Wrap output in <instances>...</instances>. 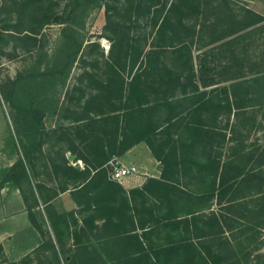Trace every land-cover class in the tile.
<instances>
[{
    "label": "trees",
    "instance_id": "obj_1",
    "mask_svg": "<svg viewBox=\"0 0 264 264\" xmlns=\"http://www.w3.org/2000/svg\"><path fill=\"white\" fill-rule=\"evenodd\" d=\"M95 8L105 9V36L112 42L111 49L107 57L100 52L103 61L97 57L90 62L93 73L85 70L82 78L88 77L87 85H76L73 89V93L79 92L83 98L80 108L69 109L71 112L67 113L73 125L61 133L59 128L52 131L67 146L60 162L53 163L54 171L69 177L78 190L83 183H86L84 188L94 183L99 175L112 179L109 169L112 159L123 156L137 144L146 143L165 166L171 164V155L183 152L176 166L197 168L211 180V187L199 188L194 192L200 196L185 199V204H181L176 200L178 195L165 185L160 187V194L166 199L160 204L147 208L145 200H141V206H135L136 213L146 212L157 217L152 218L147 235L150 248L147 260L152 264H211L226 259L227 264H253L251 253L243 256L245 261L234 251L213 254L200 241L207 251L203 254L198 241L189 234L191 224L195 231L200 230V217L205 210H211L213 218L205 220L203 225L217 226V242L220 234L226 229L238 228L240 220H246L247 216L252 217L255 224H264L261 222L264 220V149L245 152L243 145L228 150L226 144L238 139L232 132L228 134L229 122L222 127L218 121L224 112L232 115L233 111L249 106V101L256 102L262 98L261 93H250L252 85L247 80L233 83L231 89L220 86L208 89L220 83L214 78L201 85L196 79L199 69L195 67L192 45L187 41V33H183V29L191 27L188 24L191 15L204 17L205 22L213 23L215 28L223 26L218 38L264 27V15L247 7L236 11L231 0H0V57L6 54V47L12 42L14 50L34 52L48 25L62 27L63 41L53 60L41 57L31 69L0 83V100L2 97L13 110L18 139L13 136L14 146L22 153L12 166L0 172V192L6 184L20 188L31 214L29 199L35 192V159L37 154L43 155L49 133L44 119L56 114L59 104V97L48 95L47 90L51 83L57 85L70 76L83 52L81 30ZM211 13L217 17L207 19ZM143 24L151 29L148 34L151 41L147 35L141 38L137 33V28ZM89 45L91 49L100 47L96 41ZM169 52L173 54L171 60L167 59ZM235 58L236 63H240ZM236 67L239 69L241 63L228 68ZM241 74L238 72L232 80H239ZM258 80H262L264 90V78ZM247 83L250 85L246 86ZM87 87L91 89L89 94ZM242 87H246L245 91ZM254 95L258 98L250 99ZM225 150L229 152L226 160L223 159ZM68 152L76 156V162L85 163L83 170L71 164ZM168 175L167 170L162 172L164 179H169ZM68 188L63 186L64 190ZM215 196L216 209L211 204L203 205ZM248 196L255 199L252 209L243 206ZM114 209L111 202H98L96 195H92L83 211L90 226L98 213L111 214ZM225 214L236 218H225ZM73 215L74 212L58 215V221L63 225V221ZM53 225L62 249L60 253L54 243H48L53 264L105 262L102 257L98 258L96 244L80 242L76 231L71 234L75 237V248L65 251L61 238L63 229L55 221ZM195 231L192 234L196 238L205 236ZM128 238L138 252L144 251L138 234ZM3 251L0 244V256ZM109 260L112 261V257Z\"/></svg>",
    "mask_w": 264,
    "mask_h": 264
},
{
    "label": "rangeland",
    "instance_id": "obj_2",
    "mask_svg": "<svg viewBox=\"0 0 264 264\" xmlns=\"http://www.w3.org/2000/svg\"><path fill=\"white\" fill-rule=\"evenodd\" d=\"M231 5L236 11L241 12L243 8L247 7L264 15V0H231ZM211 17L216 18L217 16L215 13H211L207 19ZM205 20L204 17L191 15L188 20V24L191 26L189 29L190 33L189 30L183 29L184 35L187 33V41L192 45L195 67L197 70L199 69L196 77L197 81L202 85L209 79L214 78L220 81V83L208 89H212L215 86L231 89L233 83L247 80L252 85L249 88L250 93L259 91L262 97L254 103L251 102L252 100L249 101L247 103L249 106L243 107L238 112L236 110L233 111L232 115L224 112L218 118L222 127H225L228 122L230 123L228 133L231 135L232 132V136L238 139L234 142L231 140L230 142L232 143L226 144L228 150L232 147L239 149L243 145L245 146L242 150H245L247 147L250 149V152L264 149V90L262 80H258V78H264V27L248 28L232 36L227 35L226 37L218 38L221 35V33H218L219 29L223 26L215 28L212 25L213 23H206ZM105 26V9H93L86 19L85 26L81 30L84 42L83 52L75 63L70 76L64 82L61 81L57 85L53 82L48 87V95L59 97L57 113L48 115L44 119L46 131L49 132L47 143L44 145V151L49 158L56 157L55 160L59 161L61 155L65 153L66 144L59 141L58 135L52 131L59 128L61 133L63 129L73 125L71 119L67 117V113L71 112L69 109L80 108V100L83 99L80 98L81 94L79 92L73 93L74 87L76 85L83 87L87 85V81H89L88 77L86 76L84 80L82 79L84 71L88 70L90 73H93V65L90 62L97 57L103 61V56L100 55V52H103L105 57L109 55L112 42L108 36H105ZM61 30L62 27L60 25L52 24L46 26L40 36L38 48L31 53H26L21 49L14 50V42L10 43L5 49L6 54L0 57V83L14 79L19 73L31 69L41 57H45L48 61L53 60L62 46ZM137 30L139 31L137 33L142 38L145 35L148 36L151 29L143 24ZM226 30L230 31L231 28L226 27ZM148 37L149 41H151V36ZM93 41L100 43V47L91 49L89 43ZM167 57V59L171 60L173 59V54L169 52ZM235 57L240 60L241 67L231 70L228 68L230 65L240 64L236 63L238 60H235ZM101 65L104 68L102 63ZM101 72L103 73L102 70ZM238 72L242 73L241 78L239 80H232L233 76H237ZM249 83L246 86L250 85ZM242 88L245 91L246 87ZM202 89L204 88L202 87ZM86 91L89 94L91 89L87 87ZM257 98L258 95H254L250 99ZM13 136L18 140L13 110L10 104L1 97L0 172L10 167L12 162H15L18 156L22 154L21 150L14 146L13 141L15 139L13 140ZM79 162L72 161L71 164L79 167L85 166L83 161ZM151 163L149 160H144L139 165L147 166L151 170V168H154V163ZM109 169L112 171L111 162ZM8 188L15 189L16 186L8 184ZM253 200L255 199L252 196H248L243 201V206H248L250 209L254 208L255 203ZM9 216H14V214ZM246 221L244 228L248 229V234L246 237L243 236V239L240 240L241 243L239 240H236L235 250L238 251L237 254H239L240 259L251 253L253 264H264V232L261 234L256 229V234L253 233L256 221L249 216L246 217ZM262 221L264 220L262 219ZM37 238L38 236H35V232L31 226L26 227L23 231L16 232L15 235L4 243L5 252H3L4 255L0 256V264H53L52 253L42 254L41 256L33 253L34 248L38 244ZM240 247L244 248L245 252L239 253ZM48 250L50 251V249H45V251ZM245 260L243 259V261Z\"/></svg>",
    "mask_w": 264,
    "mask_h": 264
},
{
    "label": "crops",
    "instance_id": "obj_3",
    "mask_svg": "<svg viewBox=\"0 0 264 264\" xmlns=\"http://www.w3.org/2000/svg\"><path fill=\"white\" fill-rule=\"evenodd\" d=\"M249 151L250 149L246 147L245 152ZM165 153H168V151L166 150ZM70 154L68 152L67 156L69 157ZM223 155V159L226 160L229 152L225 150ZM37 156L33 172L35 192L34 197L29 199V204L32 206L31 214L20 188H8V184H6L0 192V244L4 250L6 240L15 235L16 232L23 231L26 227L31 226L35 236H38L37 247L33 250L35 255L41 256L42 254L52 253L48 243H54L59 252L62 251L53 225V221H55L57 226L63 229L61 238L65 251L75 248V237L71 234L76 231V237L80 239V242L93 241L96 244L98 258L102 257L105 261L103 263L102 260L100 264H152L150 259L147 260V253L150 251L147 246L149 244L147 235L151 231L152 218L157 217L146 212L136 213L135 206L140 207L141 200H145L147 208H151L155 203L160 204L162 200L166 199L160 194V187L165 185L178 195L176 200L181 204H185V199L200 196V194L194 192L199 190V188L207 189L211 187V180L206 178L205 174L197 168L186 169L181 164L176 166V162L180 161L183 152L171 155V164L167 160L169 166H165V162H160L159 158L152 153L146 143L133 146L119 158L126 163L139 164L144 160H149L150 163L153 162L154 168H151L152 176H130L121 181H116L110 179L109 176L99 175L94 183L88 184L86 188H84L86 183H83L78 190L73 187L69 177L62 172L54 171L53 163L58 164L60 160H55L56 157H50L52 158L50 159L46 156L45 151L43 155L37 154ZM191 156L195 158L194 155ZM74 161H76V156ZM15 162H12L10 166ZM83 168L80 167L79 169L83 170ZM164 170H167L169 179L162 177ZM93 175L95 176V174ZM63 186L69 188L64 190ZM9 189L10 191H8ZM186 193L189 195H186ZM92 195H96L98 202L105 200L111 202L115 209L111 214L98 213L89 226L90 220L83 209L88 197ZM167 199H174V197H167ZM122 201L124 202L123 206H121ZM206 204H211L213 209H216V196L211 202L205 201L203 203V205ZM14 208L15 210H13ZM210 211L205 210L204 214H201V221L198 226L200 230L195 231L193 225L191 224L190 226L191 231L189 234L192 235L194 241H198L200 252L203 254L207 253L204 247L206 245L210 253L213 254H231L233 251L237 253L235 242L239 240L241 243L240 240L243 239V236H247L248 229L244 228V223L247 221L240 220V225L234 230L226 229L224 234H220V241L217 242V226L203 225L205 220H209L210 217L213 218ZM69 212H74V215L68 216L62 225L58 221L57 216ZM11 214H14V216H9ZM229 217L236 218L232 214H225V218ZM255 225L253 233L256 234L255 230L257 229V232L262 234L264 225ZM194 231L200 235L202 232L205 236L196 238L193 235ZM135 234H138L143 242L144 251L142 252H138L135 245L130 242L131 239L128 238ZM108 240L110 243H108ZM200 241L204 243V246L200 244ZM222 241L223 244H221ZM45 249H50L51 252L49 250L45 251ZM243 252H245V249L240 247L239 253ZM110 257H112V261L109 260ZM211 264H227V261L225 259L221 263L212 262Z\"/></svg>",
    "mask_w": 264,
    "mask_h": 264
},
{
    "label": "built area",
    "instance_id": "obj_4",
    "mask_svg": "<svg viewBox=\"0 0 264 264\" xmlns=\"http://www.w3.org/2000/svg\"><path fill=\"white\" fill-rule=\"evenodd\" d=\"M160 164V162H158ZM111 178L121 181L130 176H152L151 170L147 166H140L135 163H126L119 157H114L111 161Z\"/></svg>",
    "mask_w": 264,
    "mask_h": 264
},
{
    "label": "water",
    "instance_id": "obj_5",
    "mask_svg": "<svg viewBox=\"0 0 264 264\" xmlns=\"http://www.w3.org/2000/svg\"><path fill=\"white\" fill-rule=\"evenodd\" d=\"M68 158H69V160H71V161H74V160H75V156L72 155V154H70Z\"/></svg>",
    "mask_w": 264,
    "mask_h": 264
}]
</instances>
